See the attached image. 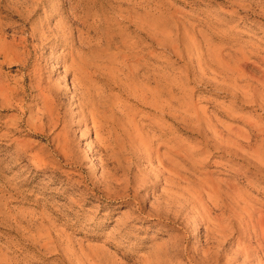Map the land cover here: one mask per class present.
I'll return each mask as SVG.
<instances>
[{"label":"rangeland","instance_id":"rangeland-1","mask_svg":"<svg viewBox=\"0 0 264 264\" xmlns=\"http://www.w3.org/2000/svg\"><path fill=\"white\" fill-rule=\"evenodd\" d=\"M70 50L128 63L130 91L93 78L141 140L176 148V172L118 149L86 155L93 135L70 164L0 96V264H245L234 255L249 236L264 263L235 223L264 211V0H0V83L38 102L37 61L70 87Z\"/></svg>","mask_w":264,"mask_h":264},{"label":"bare ground","instance_id":"bare-ground-1","mask_svg":"<svg viewBox=\"0 0 264 264\" xmlns=\"http://www.w3.org/2000/svg\"><path fill=\"white\" fill-rule=\"evenodd\" d=\"M40 36L41 35H39V37ZM69 52L72 57L70 64L63 66H65L64 68L65 73L68 76H72L69 82L70 87H68L67 85L68 82L60 81L59 83H57L58 81L54 82L51 79V75L45 76L44 74L46 72L44 70L45 69L47 70V68L45 67L43 68L42 65L37 63V61L34 63V65H32L31 70L29 72V80L34 83L32 84L34 85L32 89L36 93L35 98L38 101V102L35 101L36 103L32 101H28L27 98H26L27 100H25L22 97H20L19 93H17V90L11 88L8 84L3 82L0 83V96L3 98V100L6 101V104L9 105L10 107L16 108L20 112V115L21 114L23 115V117L26 116L23 119L20 118L19 122L22 125L24 124L27 131H30L32 134L46 135L47 133H49L54 135L52 137V142L55 144V152H57V154L62 158V160H65L70 164L79 166L83 164L84 161L87 160L86 158H79L76 156L79 146L75 142L76 140L77 141L86 140L88 137L93 135L92 140L86 142V146H87L86 155L89 154V155L97 156L101 154V152L109 154L112 152L114 153L118 149L119 153L123 154L125 158L135 157V162L137 163L141 160H146L149 163L154 160L161 169L160 170L161 173L167 174L168 178L174 177L176 172V167L178 164L177 162L178 160H176L175 158V156H177L176 148L171 146L167 151V153L164 154L161 152L162 146H160L159 142L156 145V144H152V140H148V141L141 140L142 136L139 133H137L135 129L132 128L131 119L126 107H125L126 111L125 109L121 110V113H123L121 116L119 117L118 115L116 116L114 112L115 103L113 102L110 103L111 96L106 91H100V89L97 87V81L95 80L96 78L95 79L93 78L95 77L94 75L97 74L102 76L104 75L112 76L114 79L113 82L123 86V88L124 87L127 88L128 87L127 80L129 77V73L131 71L128 63L123 60L122 62H119L120 64L116 65V67L111 65V67H109L111 69L109 70L100 63L102 56L101 57L96 55L87 56L80 52L73 53V51L71 50ZM68 55L69 54H67L66 56ZM29 56L30 55H28V57ZM68 57L70 58V56ZM50 73L52 75L57 74L55 73L54 70H51ZM118 75L119 76L122 75V77L119 78ZM122 78H124L127 81V83L123 81ZM141 81L142 80H140V82ZM66 93H71L72 94L71 100L74 99L73 109L71 108L72 111L67 114L61 112L60 109L61 104L59 103L60 101H58L59 98L58 95L60 94L64 95ZM138 96L141 99L140 101L145 100V96L143 95H138ZM29 100L32 99L30 98ZM66 107H68V105ZM139 142H141L140 150L138 148ZM256 156L258 157V154ZM117 157H119V154L113 156L114 159H116ZM98 160L100 161L102 166L103 164H107L106 161L103 162L104 160H102V158H98ZM262 160H264V158H262ZM262 160L260 163L264 162ZM262 164L260 165L262 166ZM139 173H141V171ZM145 184L148 185L147 183ZM249 209L247 211H244L243 209L242 211H244L245 213L243 212L242 214L241 212L242 215L240 216L239 214H236L237 215L236 216L237 220L235 222L236 226L242 228L243 233L245 232V229L250 228V234L255 238V241L257 243L256 249L264 251V211L254 207H252L250 211ZM216 221L219 222L218 220ZM217 222H215V224L216 226L219 224V226H217L216 228H219L220 229L219 231L221 232L222 230H224L223 229L224 226H222L221 223H217ZM251 238L252 237L249 236L247 239L245 240L243 239V242L245 241L246 243H243L241 245L237 244L238 249L236 250L234 255L235 261H238L242 257H243V262L245 264H250L251 261L253 260H257V262L259 261L256 252L254 251V248L251 246L250 243ZM202 254L204 255V252ZM258 264H264V263L258 262Z\"/></svg>","mask_w":264,"mask_h":264}]
</instances>
